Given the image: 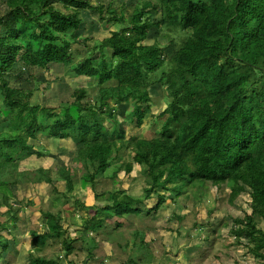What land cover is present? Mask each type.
<instances>
[{"label":"trees","instance_id":"obj_1","mask_svg":"<svg viewBox=\"0 0 264 264\" xmlns=\"http://www.w3.org/2000/svg\"><path fill=\"white\" fill-rule=\"evenodd\" d=\"M59 1L63 5L25 0L31 8L27 18H18L14 25L0 21L4 33L0 49L6 55L0 54V80L3 71L11 70L18 58L27 68L66 64L71 46L77 44L75 40L91 41L81 27L84 23L75 31L81 23L78 14L89 8V0ZM129 1L126 12L110 11L117 22L112 36L93 41L78 61V88L72 93V101L65 102L64 110L55 112L39 103L29 105L15 91L4 92L8 107L3 109L2 118L11 135L7 136L9 144L0 147V228L6 233L0 231V261L9 253L8 235L14 238L20 234L16 222L23 220L19 219V212L25 206L37 209L31 200L18 201L20 186L36 187L43 180L48 181L52 199L46 213L60 220L52 210L62 213L71 209L72 214H79L83 234L95 244L108 241L131 212L147 209L153 215L169 193L174 194V199H189L200 189V196L209 195L215 204L228 199L231 206L236 199L248 203L251 212L246 213L245 220L236 218L234 239L251 228L254 234H248L249 241L264 246V0ZM111 3L117 8L121 4L119 0ZM153 3L164 14L149 13ZM102 11L100 7L98 13ZM194 13L209 21L204 37L193 27ZM169 20L181 27L177 49L171 47V40L161 29ZM60 34L71 40L57 42ZM111 77L124 95L119 98V107L129 119L141 120L146 111L155 118V104L161 105L159 115L164 114L161 98L155 92L158 85L172 113L167 123L165 119L158 122L163 125L156 130L157 137L138 140L119 133L125 125L118 120L109 119L111 124H104L106 118L100 117L90 93L102 94ZM5 86L4 81L3 89ZM126 101L130 104L126 105ZM51 124L76 132L72 136L55 134L47 128ZM39 131L76 143L72 162L85 170L92 184L97 174L114 181L120 172L128 177L133 169L138 170L146 201L129 195L116 199L114 195L101 207L96 205V218L91 222L89 217L95 210L91 215L83 213L81 193L72 194L73 179L68 167L59 168L64 182L59 185L43 175L47 167L43 158L35 170L17 167L30 157L27 148L37 145L34 132ZM41 152L39 146L37 154ZM37 154L33 156L40 157ZM128 204H137L138 208ZM180 218L174 214L170 221ZM231 219L232 214L227 213L222 225L228 226ZM108 220L114 223L112 230L104 224ZM49 233L48 228L40 232L34 242L42 245ZM183 234L180 229L175 237L182 239ZM132 246L136 248L134 256L129 249L124 264L134 263L137 253L142 256L136 259L149 251L138 237ZM180 248L186 249L187 243ZM30 263L41 264L32 254Z\"/></svg>","mask_w":264,"mask_h":264},{"label":"rangeland","instance_id":"obj_2","mask_svg":"<svg viewBox=\"0 0 264 264\" xmlns=\"http://www.w3.org/2000/svg\"><path fill=\"white\" fill-rule=\"evenodd\" d=\"M119 1L121 4H118L117 8L113 6L111 0H89V8L79 12L78 17L81 23L78 27L84 22V26L81 25V27H83L84 34L91 38V41H84V47L81 43L72 45L69 51L70 61L68 63L51 64L43 69L37 67L27 68L23 60L19 58L8 73H3L0 80V110H2L0 115V147L9 144L7 136L11 135V132L5 128L7 121L2 118L3 109L8 107L4 101V92H7L6 90L15 91L17 96L27 100L29 105L39 103L42 104V108L54 109L55 112L64 110L66 108L65 102L69 103L73 99L72 93L76 90L74 83H78L77 76H75L77 62L88 52L93 41L110 38L112 36L111 32L117 25V22H114V16L112 21L101 23L95 21L94 18L97 15L92 10L100 4H105L110 5L115 12H126L131 2L129 0ZM106 12L104 10L101 13L106 14ZM103 19L107 20V16H103ZM127 35L129 34L127 33ZM0 37H4L1 29ZM58 37L57 42L59 43L62 40H71L68 36H62L61 34ZM145 42L144 40L143 43ZM20 52L23 53L22 50ZM0 54L6 57L1 49ZM4 81L6 82L5 89L2 87ZM90 94L92 99L96 102L99 101L96 92ZM102 99L103 96L100 94V100L102 101ZM14 101L13 99L12 102ZM125 103L130 104L127 101ZM111 109L117 116L120 115L126 120L129 119L127 113L119 105H114ZM153 110L155 118L153 117L154 120L152 121L154 127L158 130V125H162L158 122L163 121L166 114L159 115L161 112L160 104H155ZM145 118L151 119L148 116ZM119 120L123 121L121 118ZM104 124L109 126L111 122L106 118ZM47 128L50 132L59 135L72 136L76 132L75 129L67 126L55 127L51 124ZM138 133L139 131L134 132L135 135H138ZM145 133L147 136H152L151 132L145 131ZM34 135L37 145H32L30 148L25 146L30 157L23 165L17 167L19 169L35 170L39 168L41 158H43L44 164L47 165L43 175H48L52 180H55L52 183L56 185L64 184L59 174V168L68 167L71 171L70 176L73 179L72 194L81 193L79 198L83 200L85 205L83 210L85 212L88 211V208H93L95 203H98L101 207L114 195H116V199L123 195H129L145 200V193L141 186V175L138 170L133 169L128 177L120 172L119 182L116 179L114 181L104 179L100 174H97L96 182L92 185L85 170L72 162V158L76 154V143L69 138L66 140L57 139L40 131L34 132ZM39 146L42 149L41 154H37ZM36 154L40 157L33 156ZM2 175L3 173L0 172V176ZM34 186L36 187L21 185L17 198L18 201L24 203L29 200L33 201V206L38 210H31L30 207L25 206L19 212V219L23 220L16 222L20 234L14 238L8 235L9 246L7 250L9 253L0 261V264H25L26 254L31 249L30 232L36 228H42V232H45V227L49 229V236L54 233H57V236L48 237L50 240L45 241L46 245L43 251L40 252V256L45 259H55L59 264H65L64 251H71V254H73L69 257L72 264H124L127 262L129 249L130 255L134 256L136 248L132 245L137 237L149 245L151 251L145 257L136 259L142 256L141 253H137L134 263L131 264H154L157 256L163 251L169 250L171 255L175 253L174 248L170 247L171 245L183 246L185 243H187V248L176 252V258H174L178 259L175 262L176 264H264V246L258 242H250L247 238L249 233L254 234L253 229L250 228L248 233L239 234L240 237L235 240L231 233L234 224L231 222L228 226L222 225L223 217L227 213H231L233 219L245 220V215L251 212V208L242 199H236L232 207H228L225 203L215 204L209 195L200 196L198 193L200 189L196 190L189 199H174V194L169 193L165 203L156 212L159 213L158 215L154 217V214H148L147 209L140 213L131 212L124 220L123 226L114 230L108 241H99L95 244L86 235L79 236L78 232L82 230L81 225L78 223L79 214H72L71 209L62 213L58 210H52L54 214H59L61 217L60 224L67 225V230L63 231L58 224V218L49 216L46 213L52 201L48 195V190H51L48 189V181L43 180ZM66 189L63 188V190ZM220 195L222 198L223 194ZM194 200L198 202H194ZM72 201L71 199L70 202ZM150 203L153 204L154 201L150 200ZM97 212L102 213L98 209ZM95 213L96 208L89 217L91 222L96 218ZM174 214L179 215L181 218L178 220L172 219L171 222L170 219ZM156 220H167L165 227L169 228V231L164 232L159 229ZM260 222L261 220H258L259 226L262 225ZM104 224L108 225V230L114 228V223L111 220ZM171 229H173V232ZM180 229L184 231L182 239L175 237ZM0 231L6 234L1 228ZM74 247H81L82 250L76 251L73 249Z\"/></svg>","mask_w":264,"mask_h":264},{"label":"clouds","instance_id":"obj_3","mask_svg":"<svg viewBox=\"0 0 264 264\" xmlns=\"http://www.w3.org/2000/svg\"><path fill=\"white\" fill-rule=\"evenodd\" d=\"M24 1L25 0H0V14H2V16L0 17V21L7 23V24H10V25H14V24H16V20H18V18H21V17L27 18L29 16L31 8H29L25 4ZM48 2L50 5H54V3L59 4V5H63L59 0H48ZM100 7L103 8L105 11H107L106 14L105 13H101V14L98 13V9ZM112 9L113 8L110 5H105V4H100L99 6L95 7L92 10L97 15L94 18L95 21H98L101 23L100 19L103 18V16H107V20H104V21H112V17L114 16V14L110 13V11H114ZM58 11H61V10L58 9ZM149 13L154 14V15L164 14L163 10L154 3L152 4V7H151V10ZM193 17L194 18L192 20V24H193L194 29H196L198 32H200L201 36L204 37L206 34L205 32L207 29V23H209V21H207V19L203 18V16L201 14L194 13ZM78 29H79V27H77V29L75 31L77 32ZM161 29L163 30L164 35H168L167 40H171V47L177 49L179 46V41H180V35L178 34L181 31L180 25L177 24L175 21L169 20V22L167 24H165L163 27H161ZM75 41H77V44L81 43V45L83 47L85 46V45H83L84 41H82L80 39H77ZM5 60H8V59L5 58ZM18 60H19V58H18ZM51 64H59V63H51ZM51 64H49V65H51ZM77 66H78V62L76 65L75 76H77ZM38 69H43V68H38ZM8 72H9V70L3 71V73H8ZM73 83H74V81H73ZM74 86H76V89L78 88V85H75V83H74ZM155 88H156L155 92L158 94L157 96L161 98L162 105L164 108V114H166L165 123H167L171 117L172 110L170 108L168 99L164 96V94L162 93V91L158 87V85H156ZM97 94L99 97V101L96 102L94 99H92L91 101H93L97 104V106L100 110V117H105L108 120L111 119L112 121L118 120L120 123L125 125L124 129L119 128V133L134 137L138 140H141L143 138L151 139V138L157 137L156 136V130L157 129L154 127L153 121H152V120H154L153 116L148 111L143 113L144 117L141 120H137L136 118L126 120L120 115L117 116L114 113V111L111 109L114 105H119L120 96L124 97V95L121 93V91L118 87L117 81L114 78L111 77L109 79V81L105 84L104 91L101 94L103 96L102 101L100 100L99 92H97ZM98 104H100V105H98ZM126 105H129V104H126ZM147 116L150 117L151 119L145 118ZM175 117H176V119H180L178 115H176ZM119 118H121L123 121H120ZM161 126L158 125V128H160ZM135 131H139L138 135L134 134ZM145 131L151 132L152 136H147ZM225 204L228 207H232L229 203V199L226 201ZM231 222L234 224V228L232 229L231 233L235 238V232L237 229V224H236L237 219L232 218ZM58 224L61 226L63 231L67 230V225L66 224L61 225L60 219H58ZM45 229H47V227H45ZM40 232H42V228H36L30 232V234H31V239H30L31 249L26 254L25 264H31L30 263V255L31 254L33 255L34 260L40 262L41 264H59L57 262V260H55V259H45V258L40 256V252L43 251V249L46 245L45 242L42 245L34 242L35 236H38V234ZM78 234H79V236L84 235L83 234V227H82V230L78 232ZM55 236H57V233H54L53 235H51L49 237H55ZM46 240H50V239L47 238ZM80 241H81V239H80ZM73 249H75L76 251L82 250L81 247H74ZM64 252L65 253H64L63 259H64L65 264H69V263L72 264L69 257L73 254H71V251H69V252L64 251Z\"/></svg>","mask_w":264,"mask_h":264},{"label":"bare ground","instance_id":"obj_4","mask_svg":"<svg viewBox=\"0 0 264 264\" xmlns=\"http://www.w3.org/2000/svg\"><path fill=\"white\" fill-rule=\"evenodd\" d=\"M129 206H131L132 208H138V205L137 204H128ZM159 213H154V217L156 215H158ZM168 221L167 220H156V223L158 225V228L163 230L164 232H168L169 231V228L165 227V224L167 223ZM148 253L147 255L149 254V252L151 251L150 248H149V245H148ZM174 264L173 263V260L171 258V255L169 253V250L167 251H163V253H161L160 255L157 256V258L155 259L154 261V264Z\"/></svg>","mask_w":264,"mask_h":264},{"label":"crops","instance_id":"obj_5","mask_svg":"<svg viewBox=\"0 0 264 264\" xmlns=\"http://www.w3.org/2000/svg\"><path fill=\"white\" fill-rule=\"evenodd\" d=\"M116 181L117 182H119V178L118 179H116ZM96 182V180L94 181V183ZM93 185V184H92ZM98 203H95L94 205V207L93 208H91V209H89L88 208V211L87 212H85L84 210H83V207L85 206L84 204L81 206V208H82V211H83V213L84 214H86V215H91V211H94L95 210V207H96V205H97ZM123 223H124V220L123 221H121V226H123ZM170 247H173L174 248V250H175V256H174V254L173 255H171V258H172V260H173V262H174V264H176L175 262L178 260V259H174V258H176V252H179L180 250H181V246H176V245H171ZM102 264V263H101Z\"/></svg>","mask_w":264,"mask_h":264}]
</instances>
